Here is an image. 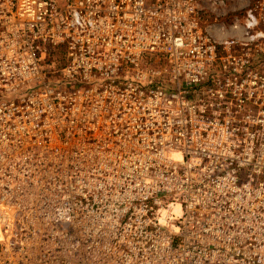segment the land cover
I'll list each match as a JSON object with an SVG mask.
<instances>
[{
    "label": "built area",
    "instance_id": "1",
    "mask_svg": "<svg viewBox=\"0 0 264 264\" xmlns=\"http://www.w3.org/2000/svg\"><path fill=\"white\" fill-rule=\"evenodd\" d=\"M240 1L0 0V264H264V0L202 12Z\"/></svg>",
    "mask_w": 264,
    "mask_h": 264
},
{
    "label": "rangeland",
    "instance_id": "2",
    "mask_svg": "<svg viewBox=\"0 0 264 264\" xmlns=\"http://www.w3.org/2000/svg\"><path fill=\"white\" fill-rule=\"evenodd\" d=\"M251 1L252 0H241L240 2H231L224 7H218L216 12L211 11L205 4H203L202 12L204 13L207 24L232 25L236 16L242 17L244 10L250 6ZM62 226L67 228L68 223H62Z\"/></svg>",
    "mask_w": 264,
    "mask_h": 264
},
{
    "label": "trees",
    "instance_id": "3",
    "mask_svg": "<svg viewBox=\"0 0 264 264\" xmlns=\"http://www.w3.org/2000/svg\"><path fill=\"white\" fill-rule=\"evenodd\" d=\"M53 57H54V54H53V53H52V54H50V59H51V58H53Z\"/></svg>",
    "mask_w": 264,
    "mask_h": 264
}]
</instances>
